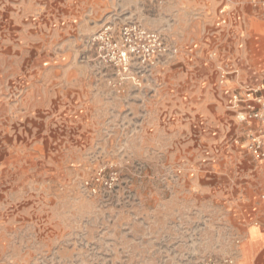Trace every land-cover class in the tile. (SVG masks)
<instances>
[{"label":"rangeland","instance_id":"obj_1","mask_svg":"<svg viewBox=\"0 0 264 264\" xmlns=\"http://www.w3.org/2000/svg\"><path fill=\"white\" fill-rule=\"evenodd\" d=\"M127 22L176 52L117 72L91 39ZM261 55L264 0H0V264L235 262Z\"/></svg>","mask_w":264,"mask_h":264},{"label":"built area","instance_id":"obj_2","mask_svg":"<svg viewBox=\"0 0 264 264\" xmlns=\"http://www.w3.org/2000/svg\"><path fill=\"white\" fill-rule=\"evenodd\" d=\"M91 42L99 59L120 73L129 72L133 67L145 69L176 52V48L168 44L160 33L148 30L136 22H127L118 28L107 25ZM246 97L243 99L245 111L240 112V120L264 123V99L253 96L252 92H248ZM234 99H238L236 95ZM256 104L259 108H256ZM246 147L257 159L264 160V125L248 130ZM207 264L235 262L231 256H227L220 261L210 260Z\"/></svg>","mask_w":264,"mask_h":264},{"label":"crops","instance_id":"obj_3","mask_svg":"<svg viewBox=\"0 0 264 264\" xmlns=\"http://www.w3.org/2000/svg\"><path fill=\"white\" fill-rule=\"evenodd\" d=\"M228 68L234 69L231 81L233 84L247 76L254 77L255 81L264 84V55L252 60H244L241 57L229 64ZM254 174L258 179L247 185L255 191L248 192L241 203L244 208L241 213L251 217V221L238 226L240 244L235 264H264V165L254 166Z\"/></svg>","mask_w":264,"mask_h":264}]
</instances>
